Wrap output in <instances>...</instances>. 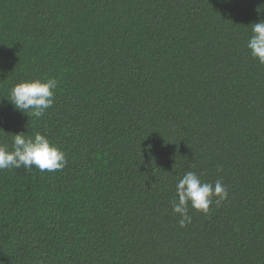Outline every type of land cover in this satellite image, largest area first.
Returning <instances> with one entry per match:
<instances>
[{
  "label": "trees",
  "instance_id": "obj_1",
  "mask_svg": "<svg viewBox=\"0 0 264 264\" xmlns=\"http://www.w3.org/2000/svg\"><path fill=\"white\" fill-rule=\"evenodd\" d=\"M261 20L264 0H0V142L39 132L67 161L0 171V264H264ZM48 76L45 115L14 110ZM190 170L228 199L181 228Z\"/></svg>",
  "mask_w": 264,
  "mask_h": 264
},
{
  "label": "clouds",
  "instance_id": "obj_2",
  "mask_svg": "<svg viewBox=\"0 0 264 264\" xmlns=\"http://www.w3.org/2000/svg\"><path fill=\"white\" fill-rule=\"evenodd\" d=\"M251 35L246 42L250 57L264 66V20L249 26ZM59 80L55 77H43L15 84L9 93L8 101L14 110L38 121L55 101ZM12 135L11 148L0 142V171L23 167L31 171L56 172L66 165L65 153L60 146L39 132L28 135L20 132ZM218 168L217 171H222ZM228 199V190L222 179L205 182L195 171H186L177 178L172 211L179 216L181 228L190 224L192 217L189 209L208 215L210 206L219 205Z\"/></svg>",
  "mask_w": 264,
  "mask_h": 264
}]
</instances>
